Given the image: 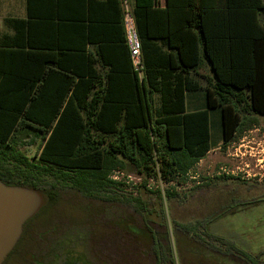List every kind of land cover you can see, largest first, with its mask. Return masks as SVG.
<instances>
[{"label":"trees","instance_id":"trees-1","mask_svg":"<svg viewBox=\"0 0 264 264\" xmlns=\"http://www.w3.org/2000/svg\"><path fill=\"white\" fill-rule=\"evenodd\" d=\"M122 1L27 0L28 18L7 20L15 34L0 43V180L49 196L24 226L21 257L60 264L81 250L89 264H177L176 253L180 264H263L211 233L213 219L174 222L176 250L161 208L123 198L110 176L133 167L186 180L213 149L210 109H220L223 148L264 118V0H136L142 76ZM111 46L118 52L108 58ZM191 93L203 94L205 109L187 111ZM37 144L30 159L24 150ZM67 193L87 202L83 219L57 213Z\"/></svg>","mask_w":264,"mask_h":264},{"label":"rangeland","instance_id":"rangeland-1","mask_svg":"<svg viewBox=\"0 0 264 264\" xmlns=\"http://www.w3.org/2000/svg\"><path fill=\"white\" fill-rule=\"evenodd\" d=\"M126 2L133 8L132 0ZM210 115L214 149L194 167L188 179L165 183L159 177L138 173L133 167L123 172L114 171L110 179L117 183L114 190L123 198L139 199L150 209L161 208L176 250L174 222L213 219L209 227L211 233L235 241L254 256H261L264 264V118L256 116L254 128L223 148L220 109H210ZM38 149L37 144L24 153L30 159L38 158ZM168 192L173 197L168 198ZM86 203L67 193L60 200L57 213L83 219ZM36 219L44 223L48 216L41 214ZM98 221L101 223L102 219ZM97 230L100 236V226ZM23 258L13 259L10 264H31Z\"/></svg>","mask_w":264,"mask_h":264},{"label":"water","instance_id":"water-1","mask_svg":"<svg viewBox=\"0 0 264 264\" xmlns=\"http://www.w3.org/2000/svg\"><path fill=\"white\" fill-rule=\"evenodd\" d=\"M48 203L49 196L42 190L10 186L0 180V264L5 262L17 245L25 224ZM67 260L60 264H85L80 254L69 263H66Z\"/></svg>","mask_w":264,"mask_h":264},{"label":"crops","instance_id":"crops-1","mask_svg":"<svg viewBox=\"0 0 264 264\" xmlns=\"http://www.w3.org/2000/svg\"><path fill=\"white\" fill-rule=\"evenodd\" d=\"M133 1V7L136 6V0H132ZM152 2L155 1L158 7H164L165 6V2L166 0H151ZM45 8L48 9H52V7H48L45 6ZM52 16V13H51ZM28 18V6H27V0H0V43L2 41V39L5 36H13L15 34V30L8 24L7 20L8 19H27ZM40 27V26H38ZM39 33L36 35V37H38ZM67 35V34H65ZM51 34L46 33V39L45 40H51ZM85 36V34H84ZM103 36L105 37V31L104 30H96V33L94 34L95 38H103ZM112 37V36H110ZM109 37V38H110ZM67 36L62 35V41L67 42L68 41ZM77 38V42L80 40L83 41V37H82V33L78 34V36H76ZM100 39H97L99 42H102L103 40L100 41ZM113 42V41H110ZM155 44L159 45L160 47H162V49L164 51H169L167 47H165L161 41H155ZM80 46V44H79ZM97 45L95 44H88L86 45L85 49L87 52H91L95 55V57L98 58L97 56ZM113 49V50H112ZM108 54V58H112L113 56H115L118 52V50H116V47L111 46V48H109L107 51ZM97 67L98 69H100L102 72L107 70V67H104L102 65V63L100 61H98L97 63ZM157 103V108L160 107V102H159V96L156 95L155 96ZM187 111L188 112H195L201 109H205L206 107V103L204 100V96L201 93H195V94H188L187 96ZM220 145V143H218L216 145V149L217 146ZM214 149V148H213ZM212 149V150H213Z\"/></svg>","mask_w":264,"mask_h":264},{"label":"built area","instance_id":"built-area-1","mask_svg":"<svg viewBox=\"0 0 264 264\" xmlns=\"http://www.w3.org/2000/svg\"><path fill=\"white\" fill-rule=\"evenodd\" d=\"M126 1L127 0L122 1L123 26L125 36L130 50L133 68L140 76H142L144 70L142 43L138 33L134 9L130 7Z\"/></svg>","mask_w":264,"mask_h":264},{"label":"flooded vegetation","instance_id":"flooded-vegetation-1","mask_svg":"<svg viewBox=\"0 0 264 264\" xmlns=\"http://www.w3.org/2000/svg\"><path fill=\"white\" fill-rule=\"evenodd\" d=\"M23 234V233H22ZM22 238V235H21V237H20V239ZM20 239H19V241H20ZM19 241H18V243H17V245L15 246V248L12 250V252L17 248H20L19 249V251L16 253V254H14L13 255V257H11V259H9V261H8V258H9V256L7 257V259L5 260V262L6 261H8V263L7 264H10L11 262H12V260L13 259H17V258H19L24 252H22L23 250V247H24V245L23 244H20V246H19ZM22 250V251H21ZM77 254H80V255H82L83 257H84V263L85 264H89L88 263V260H87V258L83 255V253L81 252V250H77V251H73L71 254H69V256H68V260H67V262L66 263H69V262H71V260L73 259V258H75V256L77 255ZM10 255V254H9ZM5 262L3 263V264H5ZM80 262H82V261H80Z\"/></svg>","mask_w":264,"mask_h":264}]
</instances>
